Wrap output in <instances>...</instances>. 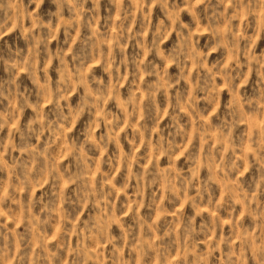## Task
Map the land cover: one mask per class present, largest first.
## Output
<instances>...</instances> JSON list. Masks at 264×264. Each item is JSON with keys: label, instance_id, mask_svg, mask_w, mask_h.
Returning a JSON list of instances; mask_svg holds the SVG:
<instances>
[{"label": "clouds", "instance_id": "obj_1", "mask_svg": "<svg viewBox=\"0 0 264 264\" xmlns=\"http://www.w3.org/2000/svg\"><path fill=\"white\" fill-rule=\"evenodd\" d=\"M0 264H264V0H0Z\"/></svg>", "mask_w": 264, "mask_h": 264}]
</instances>
